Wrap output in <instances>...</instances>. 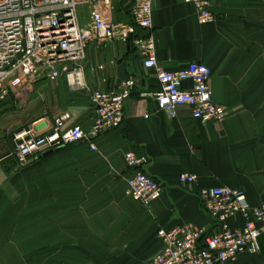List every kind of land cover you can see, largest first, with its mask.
<instances>
[{"label":"crops","instance_id":"obj_1","mask_svg":"<svg viewBox=\"0 0 264 264\" xmlns=\"http://www.w3.org/2000/svg\"><path fill=\"white\" fill-rule=\"evenodd\" d=\"M90 10L79 7L81 27ZM131 10L130 0H116L109 16L130 24ZM209 11L215 20L202 25L195 6L160 0L148 35L162 69L193 62L209 68L213 100L228 111L223 124L196 120L188 106L174 119L160 111V83L133 42L90 43L84 89L66 78L42 80L0 104V264H149L142 254L159 253L160 229L213 228L200 190L230 187L251 206L264 202V0H209ZM127 80L136 84L120 128L100 135L94 148L82 142L19 166L18 143L50 133L66 113L68 128L88 131L95 119L90 92H119ZM129 152L146 159L145 173L164 188L147 207L127 194ZM183 174L197 182L182 186ZM259 246L258 255L238 263L264 264V233Z\"/></svg>","mask_w":264,"mask_h":264},{"label":"built area","instance_id":"obj_2","mask_svg":"<svg viewBox=\"0 0 264 264\" xmlns=\"http://www.w3.org/2000/svg\"><path fill=\"white\" fill-rule=\"evenodd\" d=\"M116 0H0V104L13 93H28L42 80L66 78L73 89L86 88L83 62L90 43L133 42L143 56V66L155 73L161 90L154 95L158 109L176 118L181 106L191 108L193 117L203 123L223 124L228 111L213 100L210 88L211 71L200 63H190L176 72L159 66L154 39L148 33L153 28L154 4L160 0H130L132 23H116L109 14ZM191 4L198 11L200 24L214 22L209 0H178ZM88 6L90 20L79 25L78 9ZM191 83V89L183 88ZM134 80L122 83L119 92H90L95 112L92 127L84 131L69 127L71 116L63 114L55 120L52 131L31 135L18 143L16 159L26 166L32 158L62 148L94 141L102 134L120 128L125 119V104L132 96ZM21 139L20 137L18 140ZM133 176L127 180V194L147 207L158 201L163 185L144 171L146 159L134 152L126 154ZM197 182L194 174L180 177L182 186ZM202 205L213 219L211 230L185 225L170 230L160 229L162 248L152 264H239L243 255L260 253L259 239L264 233V202L251 206L239 189L219 187L199 191ZM241 218L239 228L232 221Z\"/></svg>","mask_w":264,"mask_h":264},{"label":"rangeland","instance_id":"obj_3","mask_svg":"<svg viewBox=\"0 0 264 264\" xmlns=\"http://www.w3.org/2000/svg\"><path fill=\"white\" fill-rule=\"evenodd\" d=\"M83 12H84L83 14L88 15V11H85V10H84ZM153 258H154V254H150V253H148V254H142V259H143V261H144V262H147V263H149V264H151ZM140 260H141V259H140ZM112 264H115V262L112 263Z\"/></svg>","mask_w":264,"mask_h":264},{"label":"water","instance_id":"obj_4","mask_svg":"<svg viewBox=\"0 0 264 264\" xmlns=\"http://www.w3.org/2000/svg\"><path fill=\"white\" fill-rule=\"evenodd\" d=\"M52 153L53 152L49 151V152L45 153L43 156L47 157V156L51 155Z\"/></svg>","mask_w":264,"mask_h":264}]
</instances>
